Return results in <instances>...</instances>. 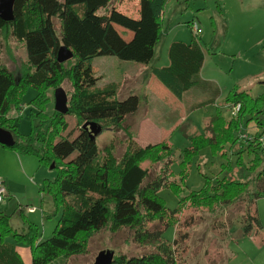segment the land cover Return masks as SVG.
<instances>
[{
    "label": "trees",
    "instance_id": "trees-1",
    "mask_svg": "<svg viewBox=\"0 0 264 264\" xmlns=\"http://www.w3.org/2000/svg\"><path fill=\"white\" fill-rule=\"evenodd\" d=\"M166 1L140 0L139 17L132 19L111 7L112 0H15L13 20H0V40L10 34L15 41L23 43L26 54L24 67L16 73L0 63V129L10 132L14 138L13 146L2 147L35 157L39 166L53 165L56 177L52 181L43 180L39 192L51 198L54 216L60 210L51 237L39 243L36 225L23 218L26 230L17 234L9 227L10 217L0 212V264H23L13 246L4 242L6 237L29 247L31 264H49L59 257L84 254L91 237L103 228L112 232L127 229L132 232L136 245L151 248L149 253L136 257L114 254L111 264H178L176 239L172 244L167 243L162 233L167 227L178 225L181 212L185 209L214 211L239 202L250 205L264 197L263 192L253 197L250 192L252 181L259 180L264 185L260 181L264 179L260 178L264 176L263 168L253 180L224 176L214 184L208 181L200 191L180 198L178 208L168 212L158 192L170 189L179 195L183 187L171 174L174 152L165 141L141 147L132 134L125 132L127 142L122 157L115 160L107 151L98 160L96 141L82 128L83 124L120 128L127 116L137 112L140 100L136 95L118 100L113 87L96 88L99 78L90 61L111 56L147 66L159 40ZM128 35L131 37L126 40ZM193 39L189 45L171 43L169 65L153 71L179 99L182 93L195 87L209 89L210 98L192 106L191 111L214 105L219 95L217 88L199 78L203 55L199 43ZM61 46L72 53V58L64 63L56 61ZM65 81L72 90L67 100L68 113L46 114L45 106L49 102L46 91H54ZM28 88L38 91L30 102L36 112L30 111V131L22 136L16 131L15 118L10 113L19 110L21 96ZM236 105L239 110L235 116L225 120L217 109L207 119L205 133L187 136L189 146L182 152L180 161L182 184L190 159L204 148L227 159L225 148L237 146L239 139L235 135L245 118L247 124L254 122L264 134V93L252 98L245 91L234 90L225 98L224 106L232 109ZM67 116L74 117L79 127L74 138L63 136ZM249 140L245 147L248 154L257 150L256 141L260 138ZM238 145L236 166L254 172L261 163L260 157H255L248 168L243 167L245 151L243 145ZM146 162L154 167L142 165ZM243 219L244 236L262 230L256 211L248 210Z\"/></svg>",
    "mask_w": 264,
    "mask_h": 264
},
{
    "label": "rangeland",
    "instance_id": "rangeland-1",
    "mask_svg": "<svg viewBox=\"0 0 264 264\" xmlns=\"http://www.w3.org/2000/svg\"><path fill=\"white\" fill-rule=\"evenodd\" d=\"M139 1L112 0L111 7L132 19H138ZM161 18V33L148 67L157 69L168 66L169 45L176 42L190 44L194 39L189 25L195 23L198 28L196 40L204 57L200 78L219 89L214 105L187 112L192 104L210 98L209 89L204 91L194 88L182 93L180 99L173 95L175 100L157 76L154 73L149 74L150 68L144 65L105 56L92 59L90 66L99 78L96 88L113 87L118 100L129 95H137L140 100L137 112L127 116L120 128L101 126L102 131L95 139L98 160H102L107 151L115 160H119L126 147L125 132L132 134L137 143L136 139L138 140L142 129L140 122L147 120V126L143 128V133L148 137L147 142L165 141L174 152L170 171L183 188L179 195H175L170 189H161L157 194L165 209L172 212L178 208L180 198L186 197L190 192L200 191L208 181L214 184L216 179L224 176L229 179L253 180L264 168V134L256 128L254 122L247 124L245 118L235 135L239 139L237 146L232 149L225 148L226 160L220 154H211L209 148H204L190 159L184 184L180 180L181 154L189 146L187 136L203 134L206 119L213 116L217 109L225 120L232 117V109L224 106L225 98L230 92L245 91L252 98L264 93V0H167ZM116 29L123 32L120 28ZM130 37L128 35L125 38L129 40ZM25 60L23 43L15 41L10 34L3 35L0 40V63L16 73L24 67ZM60 88L69 100L72 91L70 84L65 81ZM37 94L38 91L34 88L24 90L21 107L10 113L15 118L16 131L22 136L29 134V113L36 112L30 102ZM45 94L49 100L45 113L51 114L54 111L53 90H48ZM66 122L67 129L63 136L74 138L79 128L75 118L67 116ZM34 123L37 124L38 120H34ZM249 136L260 138L256 141L259 144L255 146L258 147L257 150L250 154L245 150L250 142ZM238 144L243 145L245 151L242 154L243 167L248 168L255 157H260L261 163L254 172L236 166V153L240 151ZM17 157L24 158V162L27 159L28 166L21 164ZM142 165L151 166L148 162ZM55 177L56 172L39 166L35 157L0 146V180H8L15 192L11 193L15 198L14 200L11 197L14 203L11 206L8 204L5 211L10 216L8 224L12 232H25L26 227L21 216H26V220L37 224L38 240L51 237L56 225L48 231V218H43L44 223H41L39 211L27 214L26 205L29 204L26 199L34 197L38 192V185L45 178L53 180ZM260 181L263 182L264 179ZM250 192L251 197L264 193V185L259 180L252 181ZM36 206L39 207V204ZM248 210L250 213L256 211L262 230H254L250 235L244 236L243 218ZM0 211H3V203L0 204ZM59 217L60 210L56 216H51V220L56 224ZM131 233L127 229L112 232L103 228L91 237L84 254L69 258L59 257L49 264H93L97 254L106 250L127 257L149 253L151 248L136 245ZM162 238L170 244L176 239L178 264H264V197L254 201V204L239 202L214 211L185 209L178 217V225L167 227ZM3 240L13 246L23 264H31V253L27 245L16 242L11 237ZM39 242L41 241H37Z\"/></svg>",
    "mask_w": 264,
    "mask_h": 264
},
{
    "label": "water",
    "instance_id": "water-1",
    "mask_svg": "<svg viewBox=\"0 0 264 264\" xmlns=\"http://www.w3.org/2000/svg\"><path fill=\"white\" fill-rule=\"evenodd\" d=\"M15 0H0V20L4 22H11L13 20V5ZM72 58V53L66 47L61 46L57 51L56 61L64 63ZM54 111L66 115L68 113L67 95L62 88H56L53 91ZM83 129L89 131L92 140H95L100 135L102 129L96 123H85ZM14 145V138L12 134L6 130L0 129V146L11 147ZM53 165L50 166V169ZM114 257L112 251H100L94 259L93 264H111Z\"/></svg>",
    "mask_w": 264,
    "mask_h": 264
},
{
    "label": "crops",
    "instance_id": "crops-1",
    "mask_svg": "<svg viewBox=\"0 0 264 264\" xmlns=\"http://www.w3.org/2000/svg\"><path fill=\"white\" fill-rule=\"evenodd\" d=\"M192 36H193V38H195V39H197V37L198 36H196V35H193L192 34ZM183 44H185V43H183ZM185 45H189V44H185ZM170 46V45H169ZM169 48V47H168ZM200 48H201V46H200ZM201 52H202V48H201ZM202 55H203V52H202ZM167 57H168V50H167ZM203 60H204V57H203ZM168 62H169V59H168ZM169 65V64H168ZM202 65H203V63H202ZM146 68L148 67V65L147 66H145ZM165 67H167V66H164V67H162V68H165ZM148 68H150V67H148ZM162 68H157V69H155V68H150V70H149V74H152L153 73V71H155V70H158V69H162ZM201 69H202V67H201ZM201 69H200V72H199V78H200V73H201ZM153 75V74H152ZM202 78H200V80H201ZM202 81H203V79H202ZM204 82H207V81H204ZM209 83V82H208ZM210 84H212V83H210ZM212 86L213 87H215L213 84H212ZM196 88V87H195ZM215 88H217V87H215ZM194 89V88H193ZM200 89V88H199ZM218 89V88H217ZM192 90V89H191ZM218 91H219V89H218ZM170 95H171V97L173 98V99H175L174 97H173V95L171 94V93H169ZM137 96V95H136ZM209 96H210V94H209ZM208 96V97H209ZM138 97V96H137ZM176 100V99H175ZM207 99H205V100H203L202 102H204V101H206ZM202 102H197V103H194V104H192L190 107H189V109H187V112H188V110H190V108L192 107V106H196V105H199V103H202ZM216 103V102H215ZM12 117V116H11ZM207 120V119H206ZM145 122H147V120H142L141 122H140V128H142L141 129V136H140V132H139V138H138V140L136 139V141H137V144L138 145H140L141 147H144V146H146V145H148V144H156V143H160V142H154V143H150V142H147L148 141V137L143 133V128L144 127H146L147 126V124H145ZM176 128V127H175ZM185 135V134H184ZM145 141V142H144ZM18 158V160H19V162L22 164H25V165H27L28 166V164H29V161H27V159H26V161L24 162V158L22 159V157H17ZM44 180H47V178H45ZM48 181H52V180H48ZM5 182V181H4ZM6 182H8V184H5L6 185V188H7V197H6V199H8V200H4V202H3V211H0L1 213H3L5 216H9V215H7L6 213H5V211H6V208H7V205L9 204L10 206H11V203H14V200H15V198H14V196H12L11 195V193H14L15 194V192H14V189H13V186H12V184L8 181V180H6ZM5 182V183H6ZM40 185L41 184H39L38 185V192L35 194V195H33L34 197L32 198V197H28L26 200H27V204H29L28 206L26 205V209H28V208H34L35 209V211L34 212H28L27 210H26V212H27V214H35L37 211H39V213H40V217H39V219H40V222L41 223H44L43 222V218H48L49 219V221L48 222H50V226H48V228H46L48 231H50L51 229H53V227H54V225H56L55 223H54V221H53V219L51 220V216L54 214V206H53V202H52V200H51V198L49 197V196H47V195H42L40 192H39V187H40ZM11 197L14 199V200H12L11 199ZM10 198V199H9ZM36 204H39V207L38 206H36ZM19 212L20 213H22L20 210H19ZM23 214V213H22ZM10 217V216H9ZM21 217H23L24 219H26L27 217L26 216H21ZM46 224H49V223H46ZM34 225H37V224H34ZM262 226V225H261ZM26 229V228H25ZM46 230V231H47ZM44 231H45V229H44ZM38 241H43V239L42 240H38Z\"/></svg>",
    "mask_w": 264,
    "mask_h": 264
},
{
    "label": "built area",
    "instance_id": "built-area-1",
    "mask_svg": "<svg viewBox=\"0 0 264 264\" xmlns=\"http://www.w3.org/2000/svg\"><path fill=\"white\" fill-rule=\"evenodd\" d=\"M190 30L193 35H198V28L195 23L190 25ZM239 110V105H236L232 108L231 115L232 117L235 116L237 111ZM7 197V188L3 181L0 180V204L4 202V200ZM28 212H34L35 210L33 208L27 209Z\"/></svg>",
    "mask_w": 264,
    "mask_h": 264
}]
</instances>
